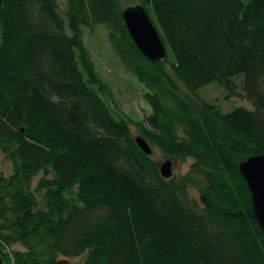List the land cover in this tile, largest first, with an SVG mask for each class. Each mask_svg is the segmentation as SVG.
<instances>
[{"label":"trees","instance_id":"16d2710c","mask_svg":"<svg viewBox=\"0 0 264 264\" xmlns=\"http://www.w3.org/2000/svg\"><path fill=\"white\" fill-rule=\"evenodd\" d=\"M65 2L0 0L3 264H264L239 168L264 153V0ZM138 4L166 45L159 61L123 18ZM99 24L145 88L144 119L110 103L84 38ZM212 83L253 108L206 100ZM133 124L167 157L191 159L188 170L164 177Z\"/></svg>","mask_w":264,"mask_h":264},{"label":"rangeland","instance_id":"374dc122","mask_svg":"<svg viewBox=\"0 0 264 264\" xmlns=\"http://www.w3.org/2000/svg\"><path fill=\"white\" fill-rule=\"evenodd\" d=\"M60 1L61 6L66 8L65 0ZM84 38L98 70L113 89V100L110 99L111 105L125 111L131 118L144 119L145 115L151 112L150 106L143 98L145 88L138 78L127 70L114 50L109 38V29L103 24L85 28ZM199 94L206 100L216 102L223 110H230L240 105L253 108L252 103L243 95L227 96L225 89L217 83L206 85L199 91ZM191 96L193 97V95ZM132 130L135 136L140 134L135 124L132 125ZM151 146L153 148V158L160 165L168 157L153 143H151ZM191 161V159H188V161L182 162L180 159L173 158L174 176L178 177L184 174L188 170ZM0 169L6 172L11 171V163L6 154L1 151ZM190 193L195 198L199 197V192L195 187L190 188ZM20 247L19 244L14 245L15 249ZM77 260L84 264V257H79ZM6 264L9 263L6 262Z\"/></svg>","mask_w":264,"mask_h":264},{"label":"water","instance_id":"95a60500","mask_svg":"<svg viewBox=\"0 0 264 264\" xmlns=\"http://www.w3.org/2000/svg\"><path fill=\"white\" fill-rule=\"evenodd\" d=\"M123 18L129 33L139 49L152 61L166 57V45L158 28L143 5H132L124 9ZM139 147L152 154L151 143L142 135L136 136ZM161 174L170 178L174 174L173 159L168 157L160 165ZM240 171L248 182L252 193L254 213L264 230V153L253 154L240 163ZM0 264H3L0 257Z\"/></svg>","mask_w":264,"mask_h":264}]
</instances>
